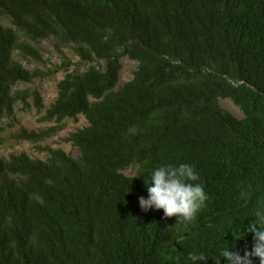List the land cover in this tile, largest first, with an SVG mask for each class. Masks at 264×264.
Wrapping results in <instances>:
<instances>
[{
    "label": "trees",
    "instance_id": "trees-1",
    "mask_svg": "<svg viewBox=\"0 0 264 264\" xmlns=\"http://www.w3.org/2000/svg\"><path fill=\"white\" fill-rule=\"evenodd\" d=\"M45 40L86 68L58 82L44 116L57 126L17 138L87 125L66 138L77 157H0V264H191L190 252L215 264L223 247L250 251L242 228L264 207V0H0V122L31 96L42 108L39 91L16 87L45 77L23 63ZM123 57L137 68L120 85ZM181 162L208 194L198 214L142 210L151 170Z\"/></svg>",
    "mask_w": 264,
    "mask_h": 264
},
{
    "label": "rangeland",
    "instance_id": "rangeland-1",
    "mask_svg": "<svg viewBox=\"0 0 264 264\" xmlns=\"http://www.w3.org/2000/svg\"><path fill=\"white\" fill-rule=\"evenodd\" d=\"M37 54H29L24 65L29 69H41L46 73L43 79H38L31 85L19 84L17 88H29L32 91H39L42 96V108H38L34 96H31L26 103H19L15 115L5 117L0 122V157H9L13 153L25 152L34 158L46 159L47 148H63L67 153L77 157L79 152L66 138L74 131L87 125V120L80 115L77 120L65 119L55 134L40 142H31L18 139L17 135L22 129L29 131H42L57 126L55 121H46L44 116L47 108L57 97L58 82L67 72L76 70L83 71L86 64L80 61L72 47H61L53 40H45L36 45ZM15 58L22 56L15 52ZM123 68L120 73L119 84H123L133 78L137 63L128 57L122 58ZM221 104L225 109L237 117H241V111L228 99L222 100Z\"/></svg>",
    "mask_w": 264,
    "mask_h": 264
},
{
    "label": "clouds",
    "instance_id": "clouds-1",
    "mask_svg": "<svg viewBox=\"0 0 264 264\" xmlns=\"http://www.w3.org/2000/svg\"><path fill=\"white\" fill-rule=\"evenodd\" d=\"M199 181V173L190 163L155 167L145 181L147 198L140 196L139 206L144 211L163 210L165 217H176L177 221H191L208 200L204 185ZM254 217L242 228L253 234L251 250H245L242 256L232 245L223 247L219 249L215 264H253V257H258L259 264H264V207L257 208ZM188 259L191 264H198L206 257L203 253L190 252Z\"/></svg>",
    "mask_w": 264,
    "mask_h": 264
}]
</instances>
